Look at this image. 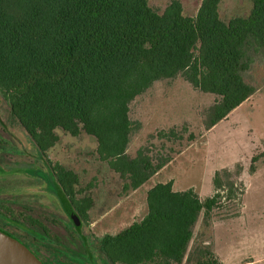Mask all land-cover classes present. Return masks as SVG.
I'll return each mask as SVG.
<instances>
[{
	"label": "trees",
	"instance_id": "trees-1",
	"mask_svg": "<svg viewBox=\"0 0 264 264\" xmlns=\"http://www.w3.org/2000/svg\"><path fill=\"white\" fill-rule=\"evenodd\" d=\"M252 1L248 16L225 21L222 0H202L195 16L184 13L180 0L163 12L149 0H0V95L45 157L59 141L58 128L84 132L97 139L99 158L124 178V191L135 190L172 159L151 155L148 146L135 156L128 152L140 127L130 115L137 97L158 81L182 78L218 96L207 112L209 130L258 90L248 77L264 60V0ZM156 136L183 138L175 128ZM257 161L253 156L251 173ZM48 162L76 223L60 221V233L57 221L32 208L0 210L45 263L82 264L79 258L89 264L96 250L102 259L94 264H224L209 245L191 244L200 216L207 222L223 192L237 193L231 169L216 171L215 191L204 199L193 188L174 190L171 181L154 185L147 215L95 237L93 250L82 234L93 197H78L83 189L74 170Z\"/></svg>",
	"mask_w": 264,
	"mask_h": 264
},
{
	"label": "rangeland",
	"instance_id": "rangeland-1",
	"mask_svg": "<svg viewBox=\"0 0 264 264\" xmlns=\"http://www.w3.org/2000/svg\"><path fill=\"white\" fill-rule=\"evenodd\" d=\"M171 1L149 0V3L156 11L163 12ZM180 1L184 13L195 16L202 0ZM252 7V0H222L219 11L222 19L229 21L234 16H248ZM248 80L258 89L254 96L210 132L206 126L207 112L218 96L196 90L182 78L158 81L131 103V118L140 127L132 134L130 155L135 156L140 147L148 146L151 155L173 158L194 143L177 165L179 168L188 165L189 173L196 169L202 171L198 177L204 183L196 184L198 190L203 187L202 199L206 198L208 185L215 191L210 172L215 167L231 164L229 169L236 181L237 193L229 197L227 191L223 192L222 202L207 222L204 215L200 216L193 241V246L209 245L225 264L237 260L264 264V60L256 62ZM172 128L183 138L156 136L158 131ZM56 132L59 141L45 157L28 131L10 115L8 103L0 95V210L32 208L33 213L52 217L57 221L53 226L55 231L64 233L65 227L60 221L71 220L54 188L55 178L48 160L59 163L79 175L77 189H83V193H78V197L92 196L94 199L96 207L82 229L88 245L94 250L95 237L116 234L131 225L132 208L145 204V188L127 199L133 190L125 192L124 178L99 158L94 136L84 132L73 136L61 128ZM253 156H258V161L256 172L251 173ZM117 202L119 205L114 210L101 217ZM2 220L4 217L0 214V222ZM95 220L97 223L93 225ZM93 254L89 264L102 259L96 250ZM77 259L76 262L88 264Z\"/></svg>",
	"mask_w": 264,
	"mask_h": 264
},
{
	"label": "crops",
	"instance_id": "crops-1",
	"mask_svg": "<svg viewBox=\"0 0 264 264\" xmlns=\"http://www.w3.org/2000/svg\"><path fill=\"white\" fill-rule=\"evenodd\" d=\"M254 96V95H253ZM252 97V96H251ZM248 101V100H247ZM246 102V101H245ZM244 102V103H245ZM243 103V104H244ZM243 104H241L238 108H240L241 106H243ZM236 108L235 110H233L226 118H224L222 121L230 118L231 116H233L234 112L238 109ZM218 124H216L214 127H212L211 129H209L207 132H210L212 129L214 130V128L217 126ZM195 144H190L189 146H187L185 149H183L182 151H180L176 156H174L170 162H168L165 166H163V168H161L159 171H157L151 178H149V180H147L143 185H141L139 188L133 190L132 192H130L127 195V199L131 198L132 196H136L138 194V192L142 189L145 188V191L143 192V198L145 201V204L143 207H139V206H134L132 208V220L133 221L131 223V225L134 222H138L141 221L148 213V205H147V193L149 191L150 188H152L154 185L158 184V183H165V182H173V188L176 191H185L187 189L193 188L202 198V188L200 187V190H198L196 188V184L197 183H204V181L202 179H200L198 177V175L200 174V172L202 171H198L193 170L192 172L189 173V169H188V165L182 166L181 168H179V166L177 165V162L180 161V159L182 158V156L188 151L189 148L194 147ZM141 148V147H140ZM139 148V149H140ZM138 151V150H137ZM194 161V160H191ZM225 161V160H223ZM107 163V162H106ZM231 164L228 165H221L219 167H215L213 169V171L210 172L209 176H210V181L213 183V176L216 173V171L222 169V168H230ZM211 184V183H210ZM210 186L208 185L205 190H206V197L213 195L214 191H212V189L210 190ZM214 188V186H213ZM119 203H114L113 206H111L106 212L105 214L101 215L104 216L107 213L111 212L112 210H114V208H116V206H118ZM96 207V204L94 203V205L92 206V208L89 211V214L93 211V209ZM96 220L93 222V225L96 224ZM129 227V226H128ZM195 232V231H194ZM193 245V243L191 244ZM221 261L223 262L222 258H220ZM224 263V262H223ZM252 261H248V260H237L235 262H232L230 264H252ZM225 264V263H224Z\"/></svg>",
	"mask_w": 264,
	"mask_h": 264
},
{
	"label": "water",
	"instance_id": "water-1",
	"mask_svg": "<svg viewBox=\"0 0 264 264\" xmlns=\"http://www.w3.org/2000/svg\"><path fill=\"white\" fill-rule=\"evenodd\" d=\"M68 202L65 204L70 216L76 221V215L70 208ZM0 264H46L37 256L31 248L0 229Z\"/></svg>",
	"mask_w": 264,
	"mask_h": 264
},
{
	"label": "flooded vegetation",
	"instance_id": "flooded-vegetation-1",
	"mask_svg": "<svg viewBox=\"0 0 264 264\" xmlns=\"http://www.w3.org/2000/svg\"><path fill=\"white\" fill-rule=\"evenodd\" d=\"M53 176L56 179L54 173H53ZM0 214L4 217V221L2 220L0 222V229L3 230V231H5V232H7V233H9L12 236L18 238L19 240H21L22 242H24L25 244H27L30 247V241H29V239L26 238V237H24L25 234H23L22 232L20 234L17 232L16 228L12 224V218H10L8 215H6V213L5 214L2 213L1 211H0ZM68 215H69V218L72 221V223H76L75 220L73 221V218L70 216L69 213H68ZM31 250H33V252L37 255V253L34 251V249L31 248ZM37 256H39V255H37ZM39 258L43 261V259L40 256H39Z\"/></svg>",
	"mask_w": 264,
	"mask_h": 264
}]
</instances>
